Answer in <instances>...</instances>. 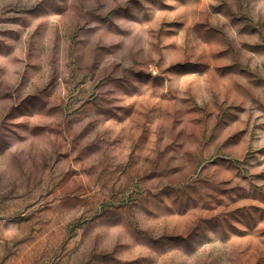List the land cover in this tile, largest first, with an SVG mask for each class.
Listing matches in <instances>:
<instances>
[{
	"label": "rangeland",
	"instance_id": "374dc122",
	"mask_svg": "<svg viewBox=\"0 0 264 264\" xmlns=\"http://www.w3.org/2000/svg\"><path fill=\"white\" fill-rule=\"evenodd\" d=\"M0 264H264V0H0Z\"/></svg>",
	"mask_w": 264,
	"mask_h": 264
}]
</instances>
